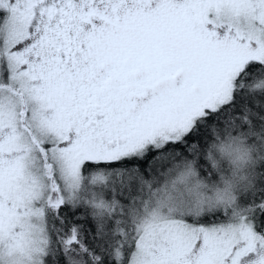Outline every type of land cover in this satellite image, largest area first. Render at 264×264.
<instances>
[{
    "label": "snow or ice",
    "instance_id": "snow-or-ice-1",
    "mask_svg": "<svg viewBox=\"0 0 264 264\" xmlns=\"http://www.w3.org/2000/svg\"><path fill=\"white\" fill-rule=\"evenodd\" d=\"M0 264H264V0H0Z\"/></svg>",
    "mask_w": 264,
    "mask_h": 264
}]
</instances>
